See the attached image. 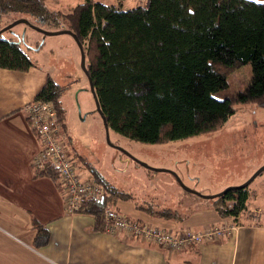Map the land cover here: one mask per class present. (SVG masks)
<instances>
[{"label":"trees","instance_id":"1","mask_svg":"<svg viewBox=\"0 0 264 264\" xmlns=\"http://www.w3.org/2000/svg\"><path fill=\"white\" fill-rule=\"evenodd\" d=\"M47 1L0 0V29L26 18L41 28L75 32L83 43L89 76L110 130L143 143H166L221 129L239 105L264 108V2L147 0L125 6L124 0H84L61 10ZM4 19H8L5 24ZM31 48L19 34L1 32L0 68L29 70L36 65ZM247 64L252 67L249 84L244 90L232 88L230 74ZM64 91L49 77L35 98L55 106L62 141L69 144L66 147L77 159L83 178L104 185V196L83 199L77 212L95 215L97 226L105 230L106 213L119 200L133 197L85 163L65 122ZM77 164H83L85 172ZM34 169L66 195L54 164L34 163ZM250 190L249 185L229 189L211 200L213 209L237 219L248 208ZM152 205L135 202L136 209L151 216L183 219L171 209L164 212ZM33 227L34 246L46 245L49 229L37 220Z\"/></svg>","mask_w":264,"mask_h":264},{"label":"crops","instance_id":"2","mask_svg":"<svg viewBox=\"0 0 264 264\" xmlns=\"http://www.w3.org/2000/svg\"><path fill=\"white\" fill-rule=\"evenodd\" d=\"M83 1L64 0L63 6L51 7L70 8ZM95 1L113 3L115 0ZM137 3L124 0L125 6ZM15 28L21 36L22 32ZM30 36L27 44L33 48L29 54L36 65L27 71L0 68V264H264V212L262 219L254 215L252 209L257 205L253 203H248L247 210L237 219L220 215L213 209L212 201L201 203L180 223L179 218L139 212L128 204L129 200L116 203L115 208L123 216L173 233L181 231L179 226L197 231L213 226L230 228L221 236L198 244L188 243L172 252L128 232L112 234L101 230L93 214L69 212L64 193L55 182L36 174L34 163L41 144L25 110L49 77L61 82L52 66L61 55V47L53 46L50 54L44 50L47 37L40 45L41 33ZM76 44L70 43V49L76 46L77 50ZM72 57H76V52ZM77 166H82L85 172L83 164ZM224 187L210 193H218ZM33 220L46 226L51 234L50 241L42 247L34 246Z\"/></svg>","mask_w":264,"mask_h":264},{"label":"rangeland","instance_id":"3","mask_svg":"<svg viewBox=\"0 0 264 264\" xmlns=\"http://www.w3.org/2000/svg\"><path fill=\"white\" fill-rule=\"evenodd\" d=\"M48 4L61 7L64 0H48ZM7 22L8 19H4V24ZM15 29L22 32L21 40L26 45L31 40L32 33H41L23 23L18 24ZM5 33L14 36L17 32L7 30ZM41 35V45L46 37L48 39L44 48L46 52L51 54L53 46L61 47V55L52 66L56 69L55 76L65 87V122L74 139V145L81 149L88 166L96 168L106 180L132 195L133 199L128 204L131 203L134 208L135 202H138L152 203L155 210L164 212L171 209L183 218L178 221L180 223L201 203H210L212 199L186 191L178 177L197 192L212 195L210 192L215 188L225 185V189L245 183L264 165V108L248 103L237 106L227 123L215 132L166 143H143L111 129L110 138L115 145L121 146L151 167L168 171H157L143 166L108 143L106 127L97 111L89 79L81 67L80 49L76 50L74 46V50H71L69 47L70 43H76L74 38L68 33ZM75 52L76 57H72ZM251 77L252 67L243 65L230 74L228 83L234 89L244 90ZM76 161L74 159V163ZM249 187L251 195L247 203L257 205L252 212L262 219L264 211H260L258 207L264 209V171ZM178 229L182 230V226Z\"/></svg>","mask_w":264,"mask_h":264},{"label":"built area","instance_id":"4","mask_svg":"<svg viewBox=\"0 0 264 264\" xmlns=\"http://www.w3.org/2000/svg\"><path fill=\"white\" fill-rule=\"evenodd\" d=\"M145 2L146 0H136ZM27 119L34 129L41 144V150L35 159L37 166L48 162L54 164L62 176L67 209L76 213L85 198L99 199L104 196L105 187L94 180H85L74 163V157L69 153L60 135L61 122L55 106L42 99H34L25 106ZM106 232L120 234L128 232L144 240H150L173 251H179L182 246L198 244L221 236L230 230L228 227H208L202 231L192 228L182 229L179 233L166 231L150 223H143L137 218L123 216L117 208L106 213Z\"/></svg>","mask_w":264,"mask_h":264},{"label":"water","instance_id":"5","mask_svg":"<svg viewBox=\"0 0 264 264\" xmlns=\"http://www.w3.org/2000/svg\"><path fill=\"white\" fill-rule=\"evenodd\" d=\"M25 24L26 26L28 27H32L34 29H36L37 31L43 33L44 35H54V34H61V33H68L70 34L76 41V43L78 44L79 48H80V52H81V67L83 69V71L85 72V74L87 75L88 79H89V82H90V88H91V91L94 95V98H95V101H96V105H97V111L98 113L102 116V119L105 123V127H106V136H107V141L109 144L111 145H114L116 146L118 149L124 151L125 153H127L128 155H130L132 158H134L135 160H137L140 164H142L143 166L147 167V168H151V169H154V170H157V171H168V169H164V168H154V167H151L149 164L143 162V161H140L138 159H136L132 154H130L128 151H126L125 149H123L121 146L119 145H115L111 138H110V128L109 126L107 125L106 123V118L105 116L103 115V112H102V109H101V106L97 100V96H96V92H95V86H94V83H93V80L92 78L89 76V71L87 69V66H86V54H85V50H84V47H83V43L81 42V40L79 39L78 35L73 32L72 30L70 29H60V30H48V29H45V28H41V27H38L36 25H34L30 20L26 19V18H19V19H16L15 21L7 24L6 26H4L3 28L0 29V33L1 32H5L7 30H11L13 29L15 26H17L18 24ZM21 37V36H20ZM264 171V165H262L259 169H257V171L243 184L241 185H237V186H228L226 187L225 189H223L222 191L216 193V194H212V195H203L199 192H197L195 189H192L188 186H186L183 182H182V179L180 177H178L180 183L182 184L183 188L186 190V191H189V192H193V193H196L200 196H203L204 198L206 199H214L216 197H219V196H222L224 193H226L229 189H235V188H243V187H246L248 185H250L252 183L253 180L256 179V177H258L259 174H261L262 172Z\"/></svg>","mask_w":264,"mask_h":264}]
</instances>
